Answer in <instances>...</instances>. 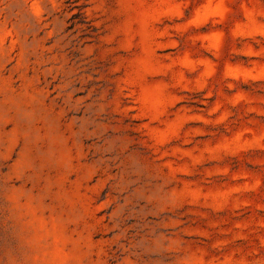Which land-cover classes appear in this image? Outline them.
Returning a JSON list of instances; mask_svg holds the SVG:
<instances>
[{
    "label": "rangeland",
    "instance_id": "rangeland-1",
    "mask_svg": "<svg viewBox=\"0 0 264 264\" xmlns=\"http://www.w3.org/2000/svg\"><path fill=\"white\" fill-rule=\"evenodd\" d=\"M0 264H264V0H0Z\"/></svg>",
    "mask_w": 264,
    "mask_h": 264
}]
</instances>
